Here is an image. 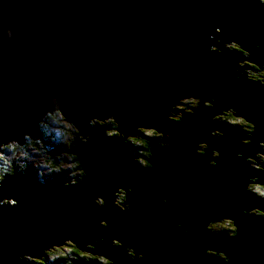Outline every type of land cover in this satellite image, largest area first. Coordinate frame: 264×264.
<instances>
[{
    "label": "water",
    "instance_id": "95a60500",
    "mask_svg": "<svg viewBox=\"0 0 264 264\" xmlns=\"http://www.w3.org/2000/svg\"><path fill=\"white\" fill-rule=\"evenodd\" d=\"M209 25L221 27L219 41L243 45L255 70L264 65V5L255 0H0V137L33 130L54 98L90 133L72 149L87 175L71 188L62 177L40 185L31 171L0 184V197H19L0 206V264H24L19 253L38 255L65 241L95 256H76L86 264H101L99 257L115 264H226V254L227 264H257L264 256V217L242 211L264 208V199L245 189L249 175L264 180V171L244 159L264 139V85L231 75L241 54L197 43ZM177 84L212 109L197 104L172 121L161 117L167 100L187 93ZM222 108L254 122L250 143H241L233 118L213 123ZM93 114L114 115L100 118L113 119L112 136L127 134L131 121L157 127L158 135L138 129L148 146L139 156L147 163L132 160L128 149L135 154V146L107 137L110 127L90 128ZM97 195L102 206L94 203ZM223 219H232L235 236L206 230L210 220ZM66 236L77 238L61 241ZM88 242L94 245L84 247ZM128 247L143 256L128 257Z\"/></svg>",
    "mask_w": 264,
    "mask_h": 264
},
{
    "label": "clouds",
    "instance_id": "9594fccd",
    "mask_svg": "<svg viewBox=\"0 0 264 264\" xmlns=\"http://www.w3.org/2000/svg\"><path fill=\"white\" fill-rule=\"evenodd\" d=\"M255 1L258 5H264V0H255ZM246 26L251 28L253 25L250 22H246ZM6 30L9 32V34H11L10 29H6ZM220 30L221 27L219 25H215V26L209 25L208 30L205 33L206 38L198 39L197 43L202 48L210 52L220 53L223 47L230 51L241 54L242 58H245L243 45H240L241 48L238 47L235 44L237 40L235 39L226 40V42L218 40L219 38L217 37L216 34L219 33ZM209 40H213L215 43H209ZM205 44L208 45L215 44L217 49L215 48L216 49L215 50L214 48L212 49L205 48L204 46ZM218 45H221V47H217ZM256 47H260V45L256 44ZM247 52L250 53L248 49ZM237 60H241V59H237ZM235 65L236 67L231 73V75L234 78L239 79L241 76H243L250 81H254V82L256 81L250 76V72L252 71V69L256 67V63L254 64L244 59L241 65H238L237 63H235ZM261 67L264 68V66ZM260 84L264 85V81H261ZM183 85L184 84H177L176 85L177 90L180 92H188V93L192 92L189 91L186 87H183ZM53 91H55V88H53ZM185 98L188 99L191 105L193 106L196 105V107L185 109L181 103L182 100H184ZM208 99L214 100L215 98L209 97ZM198 100L201 101L199 102L200 105L212 109V102L207 101L201 98L200 96L192 95V94L179 95L175 99L167 100V105H168L167 110L161 111L159 115L161 117H167V119L172 121L173 115L176 114L178 110H182L183 113H192L193 110L197 108ZM156 103L160 104L161 101L157 99ZM178 105L183 106V108L177 107ZM231 107L232 106H228L229 109H231ZM53 112H57V113L59 112L66 119L63 121H57L52 119L50 114ZM223 112H229V110L222 108V114ZM222 114L213 116V123H217V121H222L223 120ZM110 115L114 116L112 114H108L104 117H101L96 114L90 115L87 117V124L90 128H95L96 126H104L96 123V118L99 117L103 119ZM234 119H237L238 123H242L245 125V127H240L242 130H244L247 133L246 136L242 137L241 143L244 144L250 143L251 135L255 130L254 122L249 119L247 121H239L238 118H234ZM232 124L236 125V122H233ZM141 127H143L148 134L158 135V133H155V129L157 127L141 124L136 121L130 122L129 131L127 134L122 132L124 134L123 136H112L111 134H105L108 127L104 129V134L110 138L111 137L122 138L125 145L131 144L135 146L136 153L133 154L132 150L128 149L129 154L131 155V158L134 162L138 163L140 166H143L144 164L147 163V161L141 160L139 156V152H140L139 145L144 143V141L140 138V131L138 130ZM160 131L164 133V137L166 135H169L168 133H165L163 130ZM210 134L213 135L217 133L215 132V130H211ZM125 137H128L129 140H131L132 142L129 143V140H126ZM89 139H90V133L82 132L80 126L74 120L70 119L66 115L64 111L63 100L54 98L50 102H46V106L43 108L42 111L39 112V115L36 118L35 128L33 130L23 131L18 135H9L7 137H0V184L7 182L8 178L14 176L16 173H20L21 175H24L27 172L31 171L36 182L39 183L40 185H47L51 181L62 177L63 186L65 188H71L73 185H76L77 183L82 181L84 177L87 175L86 169L84 168L81 159H80V163L83 166V170L79 166H73L74 158H70V157L71 154L75 153L76 151H73L72 149L76 146L77 141H79L80 143H87ZM166 144L167 141L163 138V146H166ZM258 146H259V150L255 151L254 155L244 156V153L242 151H237L236 156L237 157L244 156V159L246 160V162H248L249 167L259 171H264V139L258 141ZM202 149L203 148H201L200 150ZM215 163H216L215 160L209 159L210 165H215ZM245 189L255 194L257 197L264 199V180H261L257 175H249L247 177V183L245 184ZM115 191L113 194H115ZM129 191H131V188H129ZM21 195L26 196L27 193H22ZM9 201L19 203V197H14V196L0 197V206H3L5 204L13 205V203ZM94 203L97 206H102L103 196L102 195L95 196ZM125 207H129V203L125 205ZM261 209L264 208L251 207V208L242 209V211L249 215L255 214L257 216L264 217V211H260ZM212 221L213 220H210L205 225L206 229H208V225ZM101 223H103V221H101ZM177 227H181V225L178 224ZM233 232L234 235L232 233H226V234L230 237H233L237 234L238 229H233ZM78 237L82 238L81 240H83V236H78ZM68 238H73V237L66 236L61 241ZM95 239L101 240L103 238L96 237ZM116 241L117 238L113 237L112 244L117 245ZM68 244L69 243L66 241L62 245L59 244L58 242H52L48 246L43 247L38 255H33L30 252H21L16 256V260L23 261L24 264H29V262H31V264H38L37 260L34 259L35 257H40V258L46 257L48 264H55L56 259L62 257L65 259L68 258L66 260V264H86L85 261H83L82 259H77L76 256L81 255L87 258L89 254L80 253V250L78 248H75L74 246H70ZM88 245H94V244L88 242L85 244L84 247H87ZM65 248L68 249V252L64 251ZM209 249L215 250V252L211 254L215 256H218L216 253L222 251V250L218 251L215 248H205L204 249L205 253L209 254ZM142 256H143L142 252L139 253L136 252L135 258L139 259ZM89 257L95 258L94 255H90ZM79 258L81 257L79 256ZM224 261L226 262V264L229 261V257L227 254ZM113 264H115L114 261ZM257 264H264V256L257 257Z\"/></svg>",
    "mask_w": 264,
    "mask_h": 264
},
{
    "label": "flooded vegetation",
    "instance_id": "af4514ba",
    "mask_svg": "<svg viewBox=\"0 0 264 264\" xmlns=\"http://www.w3.org/2000/svg\"><path fill=\"white\" fill-rule=\"evenodd\" d=\"M258 72V70H255V69H252V71L250 72V76L253 78L255 75H256V73ZM263 81H264V76H263ZM178 113L181 115L183 112H182V110H178ZM179 115V116H180ZM222 118H223V120H225V119H227V118H235L234 116H232L230 113H228V112H223V114H222ZM221 119V118H220ZM234 120H236V126H239V127H245V125L244 124H242V123H238L237 122V119H234ZM238 120L239 121H246V120H244V118H238ZM242 130V129H241ZM247 135V133L243 130V133H242V136H246ZM156 136V135H155ZM140 138H144V137H142V136H140ZM201 148H206V145L204 146V147H201ZM222 221H224V219L222 220ZM232 222V221H231ZM226 224L227 223H221L219 220L218 221H212V222H210L209 223V225H214V227L213 228H211V230H213V231H216L217 233H219V232H225V233H232V231H233V226L232 225H230V224H228V227L226 226ZM232 224H233V222H232ZM208 225V226H209ZM228 229L230 230V232L228 231ZM233 234V233H232ZM69 243V245L70 246H74L75 248H77L76 246H75V244H73L71 241H69L68 242ZM116 243H117V245H115V246H118V240L116 241ZM88 248H89V246H87ZM128 249L129 250H127L129 253H128V256H131L132 255V250H133V248L132 247H128ZM124 251H126V250H124ZM123 251V252H124ZM209 252H211V251H209ZM220 256H221V254H220ZM115 257V256H114ZM100 260H102L103 262H106L105 264H112V263H110V262H112V261H109V260H107L105 257H99V262H100Z\"/></svg>",
    "mask_w": 264,
    "mask_h": 264
},
{
    "label": "trees",
    "instance_id": "16d2710c",
    "mask_svg": "<svg viewBox=\"0 0 264 264\" xmlns=\"http://www.w3.org/2000/svg\"><path fill=\"white\" fill-rule=\"evenodd\" d=\"M238 47H240V45L239 44H236ZM241 48V47H240ZM184 95H188V92L187 93H185ZM184 101V100H183ZM182 101V105L184 106V108L185 109H189V105H191V104H184V102ZM50 115H52L53 117H55V114H50ZM96 123H98V124H100V125H106V126H108V127H110V130L108 131V133L109 134H115L117 131H116V124L114 123V121H113V119H106V120H101L100 118H96ZM88 125V124H87ZM148 134V133H147ZM148 135H150V134H148ZM142 139V138H141ZM143 140V139H142ZM144 141V140H143ZM147 145H146V143L144 142V143H142V144H140L139 145V149H140V152H148L147 151ZM206 152V150H204V149H202V150H199L198 151V153L199 154H201V153H205ZM71 158H74L73 159V161L77 164V166H78V164H79V162H78V159H77V157L74 155V154H71ZM80 167V166H79ZM120 197H121V195H119V197H118V199H120ZM233 226H234V223H233ZM214 227V225H209L208 226V229H206V230H211V228H213ZM213 231V230H212ZM228 231L230 232V230L228 229ZM214 232H216V231H214ZM222 232V231H221ZM217 233V232H216ZM220 233V232H219ZM223 233H225V232H223ZM226 234V233H225ZM69 245V244H68ZM81 253V252H80ZM73 254H75V253H73ZM91 254H89V256H90ZM80 257H83V256H81V255H79ZM89 256H87V257H89ZM219 257H223V254H221V256L219 255ZM43 259V258H42ZM68 258H62V257H59V258H57L56 259V261H55V264H66V260H67ZM107 259V258H106ZM107 260H109V259H107ZM37 261H38V259H37ZM47 263V261L44 263V264H46Z\"/></svg>",
    "mask_w": 264,
    "mask_h": 264
},
{
    "label": "rangeland",
    "instance_id": "374dc122",
    "mask_svg": "<svg viewBox=\"0 0 264 264\" xmlns=\"http://www.w3.org/2000/svg\"><path fill=\"white\" fill-rule=\"evenodd\" d=\"M214 49L216 48V45L213 47ZM246 59V58H245ZM262 66H264V65H262ZM263 76H264V68H260L259 70H258V72L256 73V75L253 77V79H256V80H260V81H263ZM183 101V100H182ZM184 104H190L189 103V101H188V99L187 98H185L184 99ZM199 102H200V100H198V103L197 104H199ZM191 106H193V105H189V107H191ZM195 106V105H194ZM177 107H180V108H183V106H180V105H178ZM59 113V112H58ZM58 113L57 112H53V113H51V114H55V117H53L52 115H50L51 116V118L52 119H54V120H57V121H63V120H65L66 118L65 117H61V114L59 113V115H58ZM174 115H176V116H179L180 114L177 112L176 114H174ZM143 137V136H142ZM205 145H203V147H204ZM71 158V157H70ZM73 166H77V164L73 161ZM78 166H80L79 164H78ZM9 202H11V203H13V204H15V202H12V201H9ZM221 223H227L226 224V226L228 227V224H230V225H232L233 226V224H232V219H227V220H224V221H222V220H219ZM233 228H234V226H233ZM232 233H233V235H234V232L232 231ZM64 251H67L68 252V249L67 248H65L64 249ZM129 253V252H128ZM66 254V253H65ZM132 254H133V258H135V256H136V254L132 251ZM130 257H132V256H130ZM47 260H46V257H43V259L42 258H40V257H38V264H44L45 262H46ZM91 262H93V261H91ZM113 262V261H112ZM112 262H110V263H112ZM100 263L101 264H105L106 262H103L102 260H100ZM94 264H96L95 262H94Z\"/></svg>",
    "mask_w": 264,
    "mask_h": 264
},
{
    "label": "bare ground",
    "instance_id": "6f19581e",
    "mask_svg": "<svg viewBox=\"0 0 264 264\" xmlns=\"http://www.w3.org/2000/svg\"><path fill=\"white\" fill-rule=\"evenodd\" d=\"M217 35V34H216ZM217 47H221V45H218ZM217 49V48H216ZM215 49V50H216ZM201 102V101H200ZM194 107H196V105L195 106H191V107H189V108H194ZM216 136V135H215ZM214 136V137H215ZM217 137V136H216ZM200 147H203V146H200ZM17 174V176H20V173H16ZM253 215H255V214H253ZM128 257H130V256H128ZM24 263V262H23ZM46 264H48V261H47V263ZM92 264H94V262H92ZM112 264H113V262H112Z\"/></svg>",
    "mask_w": 264,
    "mask_h": 264
}]
</instances>
